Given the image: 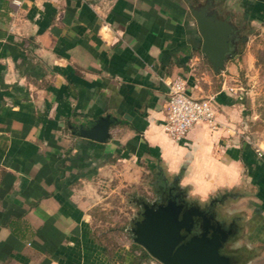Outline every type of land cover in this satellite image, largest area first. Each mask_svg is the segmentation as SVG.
Here are the masks:
<instances>
[{
	"label": "crops",
	"instance_id": "crops-1",
	"mask_svg": "<svg viewBox=\"0 0 264 264\" xmlns=\"http://www.w3.org/2000/svg\"><path fill=\"white\" fill-rule=\"evenodd\" d=\"M205 6L237 28L217 75L191 13ZM263 20L264 0H0V264H159L132 239L110 244L95 214L144 170L190 205L167 166L196 143L239 173L200 209L231 217L245 264H264V123L231 87L238 30ZM175 77L213 99L215 130L165 134ZM105 118L104 143L81 135Z\"/></svg>",
	"mask_w": 264,
	"mask_h": 264
},
{
	"label": "water",
	"instance_id": "water-1",
	"mask_svg": "<svg viewBox=\"0 0 264 264\" xmlns=\"http://www.w3.org/2000/svg\"><path fill=\"white\" fill-rule=\"evenodd\" d=\"M191 13L202 39L201 53L217 75L234 55L237 28L209 13L208 6ZM110 124L109 118L101 119L81 135L104 143ZM214 217L197 205L188 207L184 201L144 204V212L132 222L129 232L133 243L159 264H231V258L220 253L230 232ZM195 228L200 231L198 235L191 233Z\"/></svg>",
	"mask_w": 264,
	"mask_h": 264
},
{
	"label": "rangeland",
	"instance_id": "rangeland-1",
	"mask_svg": "<svg viewBox=\"0 0 264 264\" xmlns=\"http://www.w3.org/2000/svg\"><path fill=\"white\" fill-rule=\"evenodd\" d=\"M238 37L241 38V54L236 57V74L231 81L234 91L241 93L249 106V115H256L259 121L264 123V20L238 30ZM137 186L127 185L126 188H118L110 193L104 210L96 212L93 227L104 229L107 232H115V236L106 237L110 244L116 241L120 244L128 243L131 239L129 230L132 222L139 220V209L136 202L155 205L160 201V192H165L162 186V178L157 177L154 172L144 170ZM174 179L167 180L171 185ZM230 222L231 217H218L217 219ZM124 228V231L119 230ZM122 232H125L122 236ZM118 233V234H117ZM240 245V246H239ZM230 248L246 251L241 244L233 243ZM244 249V250H243Z\"/></svg>",
	"mask_w": 264,
	"mask_h": 264
},
{
	"label": "clouds",
	"instance_id": "clouds-1",
	"mask_svg": "<svg viewBox=\"0 0 264 264\" xmlns=\"http://www.w3.org/2000/svg\"><path fill=\"white\" fill-rule=\"evenodd\" d=\"M167 170L172 177H179L177 186L186 192L187 202L199 207L218 190L230 187L239 178L235 163H224L199 143L188 151L180 150L169 162Z\"/></svg>",
	"mask_w": 264,
	"mask_h": 264
},
{
	"label": "built area",
	"instance_id": "built-area-1",
	"mask_svg": "<svg viewBox=\"0 0 264 264\" xmlns=\"http://www.w3.org/2000/svg\"><path fill=\"white\" fill-rule=\"evenodd\" d=\"M167 88L163 130L171 140L182 141L197 123H204L210 130L217 128L213 99L190 97L186 82L181 77L172 79Z\"/></svg>",
	"mask_w": 264,
	"mask_h": 264
},
{
	"label": "flooded vegetation",
	"instance_id": "flooded-vegetation-1",
	"mask_svg": "<svg viewBox=\"0 0 264 264\" xmlns=\"http://www.w3.org/2000/svg\"><path fill=\"white\" fill-rule=\"evenodd\" d=\"M165 192H160L159 194V198L160 201L158 203H166L168 204L169 202L172 201H178L179 203L183 202V197L182 194L174 187L173 184L168 185L165 187ZM157 203V204H158ZM137 207L139 209V217H141L142 213L144 212V203H142V201H137L136 202ZM192 205H188V207H190ZM202 210H205L206 213H208L209 215L213 214L211 207L207 206L204 207ZM216 219V221H218L222 227L226 230L229 231L230 234L228 236V240L227 242L224 244L223 248L221 249V254L228 256L229 258H231V264H245V261L247 260V254L240 251V250H235L229 247V245L233 242L234 240V236H235V232H236V226L234 225V223L232 221L230 222H226L223 221L222 219H217L218 217H214ZM192 235H198L200 233L199 229L195 228L194 230H192Z\"/></svg>",
	"mask_w": 264,
	"mask_h": 264
},
{
	"label": "trees",
	"instance_id": "trees-1",
	"mask_svg": "<svg viewBox=\"0 0 264 264\" xmlns=\"http://www.w3.org/2000/svg\"><path fill=\"white\" fill-rule=\"evenodd\" d=\"M238 39H240V43H241V38L238 37ZM239 46H240V45H239ZM240 54H241V48H240L239 50H236V52H235V55H236V57H238V58H239ZM119 230L124 231V228H120ZM114 244H115V243H114ZM134 246H137V245L134 244Z\"/></svg>",
	"mask_w": 264,
	"mask_h": 264
}]
</instances>
